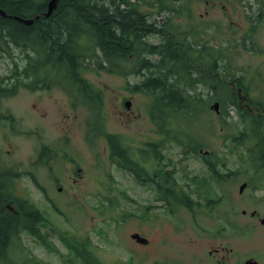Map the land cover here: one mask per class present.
<instances>
[{
    "label": "rangeland",
    "instance_id": "1",
    "mask_svg": "<svg viewBox=\"0 0 264 264\" xmlns=\"http://www.w3.org/2000/svg\"><path fill=\"white\" fill-rule=\"evenodd\" d=\"M34 1L37 3L39 0ZM222 2V6L217 4L212 10L210 3L205 4L204 0H187L184 7L189 9L192 20L188 22L190 18L179 13L171 17V22L180 24L194 39L197 31L190 28L192 23H200L199 18L206 23L215 19L216 43H220L224 36L233 40L250 27L245 28L241 15L233 12L230 0ZM135 8L150 18L155 16L156 7H150L141 0L135 1ZM224 11L231 16L225 18ZM236 22L241 29H238L240 26ZM233 25L237 26V31L230 27ZM250 39L246 48L220 50L232 66L230 74L234 78L245 74L242 93L247 91L251 102L264 103V23L250 31ZM22 56H25L24 51L12 43L2 44L0 75L9 74L13 63L23 66L26 59ZM46 67L47 74H44H53L50 71L52 66ZM79 73L92 84L94 91L98 90L101 94L99 107L91 106L89 110L85 103L73 104L75 101L70 96H76L79 101V95L70 83L55 74L48 88L30 90L23 86L27 81L20 80L13 95L0 97V167H17L18 185L24 187L27 200L46 218L44 223L38 224V233L52 246L48 249L38 236L21 231L18 237L23 249L15 243L5 249L13 263L25 256L26 259L31 258L25 264H146V253H179L181 239H184L183 242L198 240L201 243L228 244L234 254L264 253V225L259 221L264 218V190L261 187L264 186V179L257 183L252 168L246 165L247 161H241L245 158L243 151L246 148H236L228 139L234 130L228 123L237 121L234 107H229L225 124L211 110L209 117L195 120V128L204 134L201 153L205 150L211 153L208 162L217 163L223 181L217 183L208 178L201 154L190 152L188 147L179 149L173 146L167 151L169 160H164L168 161V168L174 169V176L184 185L191 198L199 201L196 181L207 176L211 188L202 193L210 194V199L214 200L201 205L198 208L200 211L194 210V213L183 207L169 213L130 175L122 170L117 171L105 150L104 137L107 133L122 134L123 140L133 147L144 144L146 140L158 142L156 127L148 116L149 97L127 88L126 79L133 83L137 80L134 76L124 78L99 70L91 60L82 63ZM5 79L8 82L15 80ZM58 85L65 86L71 95ZM127 100L129 105L125 108L124 102ZM94 107L98 115L93 119L91 114L94 115ZM38 144H69L68 151L78 161V166H84L82 179L73 182L64 178L59 160L56 162V172L53 164L52 167L46 164L35 174L33 157L41 148ZM31 173H34L32 177L36 180L32 179ZM55 175L60 177L56 181ZM194 177L195 180L192 179ZM8 181L14 184L12 177L4 179L5 183ZM242 182L248 183L239 192ZM57 185L64 190L56 192ZM42 187L46 189V194L42 193ZM11 192L14 194V190ZM253 210L257 212L256 217L250 215ZM212 231L216 233L212 234ZM132 232H139L151 244L147 247L136 245L130 237ZM64 234L77 237L79 243L90 239L92 243L87 247L92 250L91 263L90 259H66L69 256L68 248L60 241V235ZM210 237L217 238L211 240L208 239ZM162 242L171 244L173 248L168 249V245L155 248Z\"/></svg>",
    "mask_w": 264,
    "mask_h": 264
},
{
    "label": "trees",
    "instance_id": "2",
    "mask_svg": "<svg viewBox=\"0 0 264 264\" xmlns=\"http://www.w3.org/2000/svg\"><path fill=\"white\" fill-rule=\"evenodd\" d=\"M141 1L150 6L157 2L158 13L167 11L170 15L159 24L154 18L148 19L137 11L128 0H59L53 15L40 16L29 24L0 16V49L2 44L10 42L24 51L25 56L22 57L26 59L23 66L13 63L9 74L0 75V97L12 95L22 78H31L34 86L42 84L44 80L40 77L47 64H51L53 75L66 80L83 96L88 91L90 101L94 98L91 95L94 92L78 74L83 60H91L98 69L113 74L142 75L134 89L150 97L149 115L157 131L169 144H191L197 151L204 143V134L195 128V120L207 117L210 104L217 101L220 106L217 118L225 124L229 107H236L238 119L228 123L234 129L228 139L236 148H246L243 151V154L246 153L244 160L240 158L242 163L247 161L246 165L252 168L254 174L263 178L264 110L259 109L263 103L248 101L257 106L258 111L254 112L239 107L235 93L226 80L231 83L236 81L238 85H241V80L232 77L231 65L218 52L213 67L211 61L202 59L203 53H200V59H195L191 48L186 46L181 50L183 41L180 39V29H174L171 22V17L177 15L176 4H168L164 0ZM0 6L22 18H31L44 11V4L34 0L6 4L0 1ZM154 35L159 37L158 43L148 40ZM128 61L129 66L126 65ZM210 68L216 73L213 82L206 79L210 77ZM197 72L204 76L199 77ZM5 78L15 80L8 82ZM31 83L23 86H30ZM115 136L108 135V139L113 141ZM208 168L217 173L213 164H208ZM163 198L168 205L177 203L189 207L192 203L185 193L170 186ZM16 205L17 214L0 216L2 264H25L31 260L24 256L13 263L5 249L14 245L20 229L38 235V224L43 221L42 214L27 199H20ZM77 239L69 234L60 235V241L68 248L69 256L66 259H90L91 263L92 250L87 245L92 242L87 238L79 243ZM40 241L46 248H52L48 240Z\"/></svg>",
    "mask_w": 264,
    "mask_h": 264
},
{
    "label": "flooded vegetation",
    "instance_id": "3",
    "mask_svg": "<svg viewBox=\"0 0 264 264\" xmlns=\"http://www.w3.org/2000/svg\"><path fill=\"white\" fill-rule=\"evenodd\" d=\"M4 1L5 4L8 2H16L19 0H0ZM44 1V7L39 13L36 15L37 18L43 16V13L47 9V4L49 0H42ZM165 2H176L179 6L186 5L187 0H164ZM232 3V10L233 12H238L241 15L242 22L244 23L245 28H249V30H245L241 35L233 38H229L224 36L220 43H225L226 45L234 46V49L238 47H247V42H251L250 39V31L257 28V26L264 23V0H230ZM205 4L210 3V8L213 10L216 8L217 4L222 6V0H204ZM208 5V4H207ZM187 6V5H186ZM212 6V7H211ZM224 8V7H223ZM2 13L5 15L0 14V16L13 18L20 17L13 13V11L8 12L6 9L0 6ZM227 11H224V17L228 18L229 15ZM36 15L32 16L35 17ZM34 18V19H37ZM17 20V19H16ZM199 22L197 23L196 31L198 33L197 40H193V44L189 45L192 47L193 50L199 52L201 49H208L209 52V61H211L214 65L216 63V50L215 47L217 45L215 37V33L217 32V23L214 20H210L208 23L205 22L204 19L199 18ZM237 25L240 26L239 23L236 22ZM233 29H241V26L238 27L236 25L230 26ZM190 34V33H189ZM189 34L186 37H189ZM185 45V44H184ZM181 49H184L185 46H180ZM205 52V51H204ZM213 65V66H214ZM215 72L212 73V78H215ZM233 86V85H232ZM236 88L238 97L240 99H246V95L241 94V88L233 86ZM120 135V134H118ZM41 145V148L38 152H36V156L33 157L36 172L39 173L40 168L42 166L48 164L52 167L55 171L56 169V162L59 160L62 166V173L64 174V178L70 179L73 182L77 180H81L83 177V170L84 166H78L76 160L72 157L70 158L68 154L72 155L68 151L69 144H38V147ZM153 144H144L143 147L139 149L131 150L130 144L127 141L122 140V137H115L113 141H110L108 137L105 139V150L109 156L112 158L113 165L115 169L125 171L126 173L134 172L137 167L141 169H145L147 167H151L149 163V158L151 159L153 156L152 148ZM142 152H145L147 158H145L144 162L137 160V155H140ZM161 155V153H160ZM162 156L160 157V160ZM66 167V168H65ZM5 167H0V216L6 214H17V202L25 196L24 187H20L18 185L16 179V170L17 167H10V169H3ZM44 169V168H43ZM45 170V169H44ZM56 172V171H55ZM21 175V173H20ZM12 177L14 179V184L10 181L8 183L4 182L6 177ZM28 176H30V172L28 171ZM34 176V173H31V177ZM60 178L59 176L54 177L55 181ZM33 180H36L35 177H32ZM150 183V190L154 193L156 197H160V200L166 204L165 199V192L169 185V174L168 172H154L148 179ZM42 193L46 194L47 191L44 187H42ZM14 190V194L11 192ZM64 189L57 185L55 187L56 192H62ZM11 196V197H10ZM47 200L50 199L46 197ZM169 213H172L173 210H168ZM244 213V210L242 211ZM251 216L256 217L257 212L251 211ZM262 219H260L261 222ZM264 225V223H262ZM212 234H215L216 231H212ZM217 237H210L208 239L216 240ZM180 242L181 248L180 252L173 254V253H146V264H264V253L262 254H255L251 255L249 253L246 254H234L232 252V247L228 246V244L222 243H215L209 244L207 241L201 243L198 240H191L190 242H183L184 239H181ZM136 245L140 246L143 245L147 247L150 245V240L146 238L144 243H138L137 241L134 242ZM168 243L162 242L155 246V248L161 249V247H165ZM172 245H168V249H170ZM173 248V246H172Z\"/></svg>",
    "mask_w": 264,
    "mask_h": 264
},
{
    "label": "water",
    "instance_id": "4",
    "mask_svg": "<svg viewBox=\"0 0 264 264\" xmlns=\"http://www.w3.org/2000/svg\"><path fill=\"white\" fill-rule=\"evenodd\" d=\"M56 1L57 0H50L49 1V3H48V9H47V12L45 13V15L46 16H48L51 12H52V10L54 9V7H55V5H56ZM31 21H32V19H28V20H23V22L24 23H31ZM212 107H214V109L216 110L217 109V103H214L213 105H212ZM243 187H244V184H242L241 186H240V191L243 189ZM262 222H264V220H262ZM133 236H136V235H133Z\"/></svg>",
    "mask_w": 264,
    "mask_h": 264
},
{
    "label": "bare ground",
    "instance_id": "5",
    "mask_svg": "<svg viewBox=\"0 0 264 264\" xmlns=\"http://www.w3.org/2000/svg\"><path fill=\"white\" fill-rule=\"evenodd\" d=\"M6 31V30H5Z\"/></svg>",
    "mask_w": 264,
    "mask_h": 264
}]
</instances>
